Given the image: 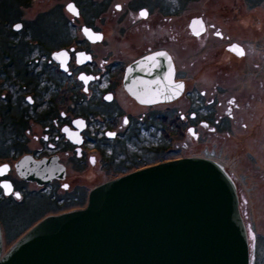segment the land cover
<instances>
[{
	"label": "flooded vegetation",
	"instance_id": "obj_1",
	"mask_svg": "<svg viewBox=\"0 0 264 264\" xmlns=\"http://www.w3.org/2000/svg\"><path fill=\"white\" fill-rule=\"evenodd\" d=\"M208 1L0 0L2 236L8 212L23 234L45 217L81 209L87 186L181 158L223 166L239 198L238 187L264 185L263 1L225 2L215 18ZM254 8L258 17L244 12ZM187 51L198 54L189 64L221 62L225 74L206 76L203 67L188 74ZM201 52L211 57L198 59ZM156 53L169 56L183 91L172 102L140 104L124 88L125 72ZM24 156L53 175L24 180L14 168Z\"/></svg>",
	"mask_w": 264,
	"mask_h": 264
},
{
	"label": "water",
	"instance_id": "obj_2",
	"mask_svg": "<svg viewBox=\"0 0 264 264\" xmlns=\"http://www.w3.org/2000/svg\"><path fill=\"white\" fill-rule=\"evenodd\" d=\"M179 85L169 56L157 53L131 64L124 77L126 92L144 105L172 102ZM14 168L37 183L53 175L31 156ZM2 247L0 228V264H249L236 186L223 166L197 157L98 185L84 208L45 217L4 253Z\"/></svg>",
	"mask_w": 264,
	"mask_h": 264
},
{
	"label": "rangeland",
	"instance_id": "obj_3",
	"mask_svg": "<svg viewBox=\"0 0 264 264\" xmlns=\"http://www.w3.org/2000/svg\"><path fill=\"white\" fill-rule=\"evenodd\" d=\"M212 2V7H213V17H216V11L219 9H222L223 6L225 5V2L228 4H230V2H253L254 0H209V2ZM263 1V5H264V0ZM207 3V4H208ZM199 6V4H197V7ZM225 9V8H224ZM250 11L254 12V16H257L256 13V8L254 9H246L244 12L248 13ZM263 17H264V10H260ZM225 12V10H224ZM190 52V53H189ZM187 53H189V55H187ZM207 53V54H206ZM205 54H203V52H201L200 56L198 57V59H200L201 57H211V54H208V52H206ZM198 56L197 53L191 52V51H187L184 54V58H183V62L186 66V69H188V74L191 75V71L192 68H196V69H200L201 67L202 70L204 68H207L208 71H210V73H203V75H212L213 78H217V77H221L222 75H224L225 73V65H221V62L217 63V64H213V63H208L206 66H203V64H197L196 67H194L193 64H189L191 61L196 60V57ZM225 57V56H224ZM215 59H211V61H213ZM214 71H216V74L219 75L217 76L216 74H214ZM222 86L225 87V80L221 82ZM182 128H183V135H184V124H182ZM168 141V139H167ZM186 141L188 145H190V141H188V139L183 138L182 139V143ZM185 142V143H186ZM173 147V146H172ZM168 148L167 146L165 147V152L161 153V157L167 158L168 156ZM183 152H185V150L183 149ZM5 154L1 153L0 154V159L4 158ZM151 161H153L151 159ZM261 170L258 171V173H260ZM257 173V174H258ZM94 188L93 185L87 186V193L90 189ZM241 191H240V198H239V208H240V212L242 215V219L244 221V224L246 225V230L248 232V240H249V253H250V264H264V236L263 235H259L258 233L261 232V227H264V185L261 186H241L238 187ZM258 190L261 194L262 197H260L258 194L259 192L256 191ZM239 193V192H238ZM85 197H87V194L85 195ZM261 199V200H260ZM86 201L81 203H84L83 206H81L82 208L85 207L87 199H85ZM75 202H70L69 203V208L72 207L74 205ZM77 208V207H75ZM42 211L40 213H36L33 214L34 218H37L38 214H41ZM7 217H5L4 215V225L7 226V233L6 235L4 234V230H3V236L2 239L4 240L3 243V253L5 251H7L8 249H10V247L24 234L20 233L21 230H18L16 227V217L12 216L13 214H10V212L6 213ZM40 221V220H39ZM38 221V222H39ZM37 223H35L34 225H36ZM33 225V226H34ZM32 226V227H33ZM30 227V228H32ZM29 228V229H30ZM28 229V230H29ZM249 230V231H248ZM26 232V231H25ZM253 238H255V244H253Z\"/></svg>",
	"mask_w": 264,
	"mask_h": 264
},
{
	"label": "snow or ice",
	"instance_id": "obj_4",
	"mask_svg": "<svg viewBox=\"0 0 264 264\" xmlns=\"http://www.w3.org/2000/svg\"><path fill=\"white\" fill-rule=\"evenodd\" d=\"M69 7V11H73V12H75V9H74V7L72 6V5H69L68 6ZM117 8H118V10H119V6H117ZM141 15H144V13H141ZM194 23H197V22H194ZM87 29H85V33L87 34ZM99 38V37H98ZM60 55H66V53H61ZM158 55H161V56H163V55H165L164 53H159ZM241 55H243V52H241ZM81 79L82 80H85V82H87L86 81V79H85V77H81ZM87 79H91V77H89V78H87ZM179 87H183V85H179ZM230 103H232L231 101H230ZM7 168V166H4V169H0V173H2L5 169ZM4 187L6 188V189H8L9 191L11 190V185H9V184H5L4 185ZM65 187H67V186H65ZM17 198H19V197H17Z\"/></svg>",
	"mask_w": 264,
	"mask_h": 264
}]
</instances>
